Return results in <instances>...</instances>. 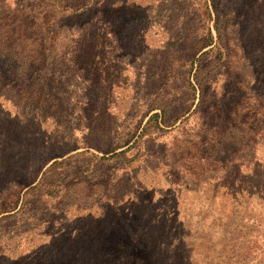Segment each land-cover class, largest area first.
<instances>
[{
	"label": "rangeland",
	"instance_id": "obj_1",
	"mask_svg": "<svg viewBox=\"0 0 264 264\" xmlns=\"http://www.w3.org/2000/svg\"><path fill=\"white\" fill-rule=\"evenodd\" d=\"M60 3L0 0V264H264V0Z\"/></svg>",
	"mask_w": 264,
	"mask_h": 264
},
{
	"label": "trees",
	"instance_id": "obj_2",
	"mask_svg": "<svg viewBox=\"0 0 264 264\" xmlns=\"http://www.w3.org/2000/svg\"><path fill=\"white\" fill-rule=\"evenodd\" d=\"M85 4L87 3H82V0H61V3L59 5V7L61 8V10L63 11V13L66 15H70V16H79L81 15L82 13H84L85 9H86V6ZM86 29L83 28V27H79L77 24H72V25H69V28H68V32L75 35L77 33H79L80 31H85ZM206 35V38H202L200 39L198 42H199V45L198 47L196 48L197 52L195 54H197L198 52L202 51L203 49L206 48V50H204L200 57L197 59L199 60V64L197 65V68L196 70L192 73L193 71V67L190 68V70L188 71L189 74H191V76H193L194 80H195V83L197 86H202L201 82H200V75L202 74V62L201 60L204 58V57H213L214 55L216 54H219L221 51H222V48L224 47L222 44H221V39H222V36L219 32V39L218 41L215 43L214 41V37L210 31V29H208L207 33H204ZM11 44H14L11 42ZM85 64H91V61L86 58L85 59V63L83 61L82 65H85ZM86 66V65H85ZM212 76L209 77V79L211 78ZM192 85V83H191ZM192 88L194 89L195 91V86L192 85ZM136 90V89H135ZM134 97V96H133ZM132 97V98H133ZM137 98V96H136ZM195 98V93H191L188 97V100H190L191 102L193 101V99ZM135 99V98H134ZM141 106L139 103L136 102V100H134V102L132 103V105H130L129 109V115L134 118L136 116V119L134 121V124L132 125V128L130 129V136L124 140L121 145L119 147H125L127 146L125 149H122L119 154L123 153L124 151L128 150L132 145H129L133 139L135 138L140 126H141V122L143 120V117L145 116H149V119L147 122H149L152 118H158V117H161V124L164 125V126H171L173 123L171 122V120H167L165 119L163 116L166 115L167 116V113H168V110L166 109V107H163L162 105H151L149 104L145 109H138V107ZM191 106H192V103H190L189 107L187 108H182L179 112H177V116H184L185 114L189 113L190 109H191ZM158 109L160 110V112L158 111ZM232 110V109H231ZM152 111H154L152 114H150ZM232 113L234 114H237V111H231ZM138 117V119H137ZM178 118V117H177ZM162 125H159L158 124V129L159 130H162L163 128L161 127ZM117 148H112L111 150H108V151H105V153H111V152H114ZM54 164V163H53ZM259 243V242H258ZM257 243V244H258ZM259 246L257 247V249L259 248L261 251L264 252V243H261V244H258Z\"/></svg>",
	"mask_w": 264,
	"mask_h": 264
}]
</instances>
